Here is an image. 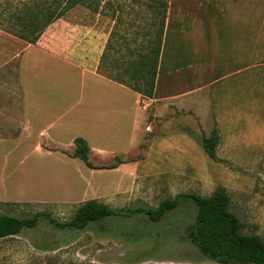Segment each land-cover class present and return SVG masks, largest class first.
Wrapping results in <instances>:
<instances>
[{
    "label": "rangeland",
    "instance_id": "1",
    "mask_svg": "<svg viewBox=\"0 0 264 264\" xmlns=\"http://www.w3.org/2000/svg\"><path fill=\"white\" fill-rule=\"evenodd\" d=\"M43 1L52 0L0 2V29L20 31L15 17L24 18ZM99 4L102 31L115 21L105 62L131 61V49L154 44L164 17L160 47L168 22L164 47L179 45L181 59L202 71L178 90L203 87L210 103L196 120L178 118L182 128L197 131L193 157H149L132 190L99 195V202L113 209L154 208L178 194L204 197L223 190L243 223V232L264 241V0H167L166 13L160 5H149V0H100ZM62 7L63 1L57 10ZM94 14L78 5L64 17L79 21L84 30L92 26ZM58 29L60 25L48 28L41 41L57 40ZM5 45L2 57L8 59L17 45L9 41ZM214 129L217 144L211 159L204 141ZM76 173L82 175L72 163L55 158L0 157V215L46 213L60 223L70 221L86 200L80 195ZM111 178L103 174L92 181L114 182L116 177ZM58 197L71 202H28ZM195 215L194 203L186 200L158 222L136 214L106 218L82 230H57L42 217L36 227L0 239V264H218L205 259L186 238Z\"/></svg>",
    "mask_w": 264,
    "mask_h": 264
},
{
    "label": "crops",
    "instance_id": "2",
    "mask_svg": "<svg viewBox=\"0 0 264 264\" xmlns=\"http://www.w3.org/2000/svg\"><path fill=\"white\" fill-rule=\"evenodd\" d=\"M5 1L11 0H0ZM71 9L32 44L0 29V157L72 163L82 173L74 176L82 198L100 201L99 195L132 190L133 180L149 165V157H193L197 131L182 128L178 118L196 120L210 103L203 87L178 90L202 71L181 59L179 45L164 47L168 22L154 92L145 97L101 72L100 61L111 46L115 21L110 19L107 31H102L104 18L95 13L92 26L83 30L79 21L64 17ZM57 25V40L41 41L44 32ZM8 41L17 49L4 59ZM107 56L105 52V61ZM75 138L85 140L92 168L73 156ZM134 155L140 158L133 159ZM103 174L116 178L114 182L92 181ZM33 201L71 202L66 197L28 202Z\"/></svg>",
    "mask_w": 264,
    "mask_h": 264
},
{
    "label": "trees",
    "instance_id": "3",
    "mask_svg": "<svg viewBox=\"0 0 264 264\" xmlns=\"http://www.w3.org/2000/svg\"><path fill=\"white\" fill-rule=\"evenodd\" d=\"M62 1L63 7L57 10ZM62 1L52 0L50 3L43 1L36 4L34 10L29 11L24 18L15 17V20L21 25V30L8 32L32 44L37 41L47 26L77 5L94 13L102 14L103 12L99 4L100 0ZM151 3L160 5L163 12L166 13L167 0H149V5H152ZM164 19V17L161 19L160 32L154 44L148 43L147 49L138 47L128 52V56L134 58L131 61H121L120 64H117L118 61L105 62L106 48L99 65L101 72L108 79L116 81L142 96L151 97L155 88ZM110 66L116 71L111 72ZM216 134L217 131L214 129L212 136L204 141V151L211 159L215 158ZM73 142L75 146L73 156L92 168L88 162L89 148L85 140L75 138ZM186 200H191L196 207L195 220L187 229L186 238L205 259L218 264H264V241L256 235L243 232V223L231 210L230 199L223 190L204 197L196 194H178L173 198L160 201L154 208L113 209L98 200H87L80 203L73 218L64 223H60L46 213H35L26 217L2 214L0 215V239L18 235L23 229L36 227L42 217L57 230L67 228L82 230L88 224L106 218H128L136 214L144 215L149 221L158 222Z\"/></svg>",
    "mask_w": 264,
    "mask_h": 264
}]
</instances>
